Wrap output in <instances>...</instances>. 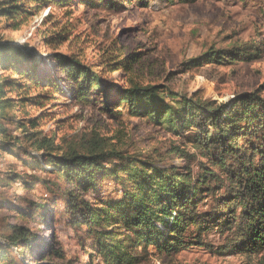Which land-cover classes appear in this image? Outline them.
Wrapping results in <instances>:
<instances>
[{
	"label": "trees",
	"instance_id": "trees-1",
	"mask_svg": "<svg viewBox=\"0 0 264 264\" xmlns=\"http://www.w3.org/2000/svg\"><path fill=\"white\" fill-rule=\"evenodd\" d=\"M75 1L0 0V25L6 20L9 28L18 30L35 15L32 5L40 11L46 4L71 6ZM77 1L93 9L116 10L135 1L142 6L145 0ZM159 1L170 5L197 0ZM64 33L67 40L71 32ZM59 37L55 32V40L62 41ZM52 41L53 37L45 39L50 46ZM249 48L234 46L211 52L206 60L225 66L262 58L261 49ZM115 52L99 66L74 55L53 53L50 58L66 77L67 87L62 89L61 79L39 75L37 60L27 46L0 39V153L42 172L51 167L47 173L55 175L53 184L9 165L1 175L0 211L15 210L25 219L39 215L44 222L48 205L62 203L66 224L76 232L84 251H90L88 261L68 256L55 234L58 247L45 248L39 254L40 262L145 264L153 255L151 248L167 257L203 248L221 256H256L264 264V85L228 103L199 93L181 96L164 85L134 81L130 73L136 60ZM121 70L129 75L124 84L106 79L107 74ZM55 90L79 104L98 101L111 119L120 120L124 115L146 118L180 139V145L169 153L184 163L161 166L149 153L128 155L95 132L79 143L57 144L55 134L41 130V120L50 115L27 118L26 112L28 107H47L55 100ZM18 113L24 117L16 119ZM106 180L116 186V197L105 196L102 184ZM17 184H21V192L28 193L42 184L47 196L54 186L55 197L37 203L15 195L27 206L16 207L8 194ZM10 217L0 221V264H27L12 252L33 254L38 237L29 226L7 223Z\"/></svg>",
	"mask_w": 264,
	"mask_h": 264
},
{
	"label": "rangeland",
	"instance_id": "rangeland-1",
	"mask_svg": "<svg viewBox=\"0 0 264 264\" xmlns=\"http://www.w3.org/2000/svg\"><path fill=\"white\" fill-rule=\"evenodd\" d=\"M143 2L142 6L137 1L125 3L116 10L89 8L79 5L77 0L71 6L46 4L40 11H37V5H32L35 15L18 30L9 28L8 22L3 20L0 39L27 46L37 60L39 75L61 79L58 82L62 89L65 88L66 77L50 58L58 52L99 66L108 55L120 51L123 57L136 60L130 75L141 85H164L176 94L188 97L199 93L219 103H228L235 96L252 93L264 85V0L176 1L170 5L159 0ZM62 28L71 32L67 40L62 37L64 30L59 32ZM55 32L62 41L55 40ZM49 37H53L52 46L45 42ZM252 45L261 49V59L236 61L225 66L206 60L211 52L234 46L250 49ZM105 77L108 81L124 84L129 75L121 70ZM26 112L27 118L49 114V117L41 120V130L55 134L59 145L79 143L83 137L95 132L128 155L149 153L161 161V166H181L184 163L169 153L172 147L180 145V139L154 126L146 118L124 115L120 120L111 119L104 115L98 101L79 104L69 95L55 90V100L47 107H28ZM23 117V113L16 114L18 120ZM9 128L17 135L22 134L14 127ZM187 149L195 154L194 149ZM11 164H15L23 173L38 175L55 183V175L47 173L51 167L45 168L47 172H42L35 167H24L19 160L0 153V189L1 175L8 171ZM110 181L106 180L102 189L105 196L116 197V186ZM47 191L42 184H37L32 192H21V184H17L11 188L8 196L14 206L25 209L26 204L15 195H25L29 200L43 203L55 197L54 186L48 196ZM43 215L46 216L44 222L39 215L25 219L20 218L15 210L0 211V221H6L5 217L11 216L7 223L29 226L38 237L35 254L24 251V256H21L18 250H14L12 255L19 261L26 260L27 264H58L60 261L55 259L38 261L39 254L45 252V248L58 247L55 245L56 234L68 256L86 263L90 251L88 248L84 251L76 232L66 224L62 203H50ZM81 235L85 236L84 233ZM150 251L153 255L145 264H259L256 256H221L203 248H193L171 257L157 255L153 248Z\"/></svg>",
	"mask_w": 264,
	"mask_h": 264
}]
</instances>
